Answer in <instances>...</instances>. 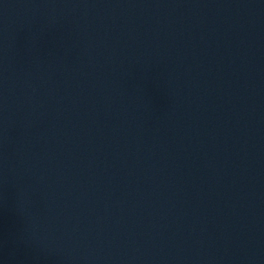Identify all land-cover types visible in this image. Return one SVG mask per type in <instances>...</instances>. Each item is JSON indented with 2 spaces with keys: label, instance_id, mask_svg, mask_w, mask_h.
Instances as JSON below:
<instances>
[{
  "label": "water",
  "instance_id": "1",
  "mask_svg": "<svg viewBox=\"0 0 264 264\" xmlns=\"http://www.w3.org/2000/svg\"><path fill=\"white\" fill-rule=\"evenodd\" d=\"M0 264H264V0H0Z\"/></svg>",
  "mask_w": 264,
  "mask_h": 264
}]
</instances>
